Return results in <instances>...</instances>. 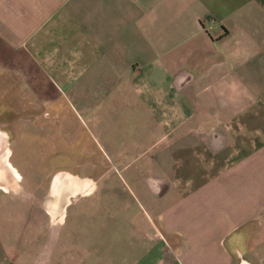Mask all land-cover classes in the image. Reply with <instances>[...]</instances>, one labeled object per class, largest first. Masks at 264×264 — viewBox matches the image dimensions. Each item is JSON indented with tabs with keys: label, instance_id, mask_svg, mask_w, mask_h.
Instances as JSON below:
<instances>
[{
	"label": "crops",
	"instance_id": "1",
	"mask_svg": "<svg viewBox=\"0 0 264 264\" xmlns=\"http://www.w3.org/2000/svg\"><path fill=\"white\" fill-rule=\"evenodd\" d=\"M0 250L264 264V0H0Z\"/></svg>",
	"mask_w": 264,
	"mask_h": 264
},
{
	"label": "rangeland",
	"instance_id": "2",
	"mask_svg": "<svg viewBox=\"0 0 264 264\" xmlns=\"http://www.w3.org/2000/svg\"><path fill=\"white\" fill-rule=\"evenodd\" d=\"M77 124V122H76ZM78 125V124H77ZM80 134V133H79ZM93 137H83V136H78L74 139L73 142H71L69 145H68V151L69 150H72L73 151V154L71 155L73 157V162H74V165H76V163H81V161L84 163H87L90 159L94 158H98V152L95 151V149H97L96 147L93 146V144L91 142H93ZM117 141H119V139H117ZM87 148H90L91 149V152L90 151H87ZM71 156L66 159V158H63V160L61 161L62 163H68V164H73L72 161H71ZM144 156H147L146 154ZM112 157V155H111ZM130 183H128V185H126V190L128 191L129 195H132L133 197V190H132V186H129ZM162 249L159 250V252L161 253L162 255ZM31 250H27V251H22L21 253V264H26V260L27 258L29 257V254H30ZM164 252V251H163ZM3 253H6V251L4 250H0V264H6V262H3L2 261V258H3ZM70 254L72 255V262H74V264H76L78 262V257H82L80 254H77L75 251H71ZM167 255V252L165 253ZM59 254H57L55 256V258H53V256L51 257V259H48L46 260V263L45 264H60L58 261H60L59 259ZM155 256H160L157 252L155 253ZM111 257V256H110ZM50 260V261H49ZM33 262V261H32Z\"/></svg>",
	"mask_w": 264,
	"mask_h": 264
}]
</instances>
